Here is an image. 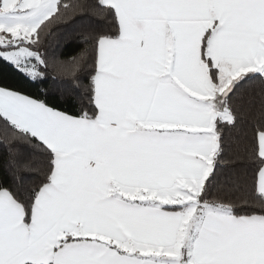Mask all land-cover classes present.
<instances>
[{
    "label": "snow or ice",
    "instance_id": "snow-or-ice-1",
    "mask_svg": "<svg viewBox=\"0 0 264 264\" xmlns=\"http://www.w3.org/2000/svg\"><path fill=\"white\" fill-rule=\"evenodd\" d=\"M14 3L0 46L21 47L0 55L22 78L43 81V66L85 91L58 89L72 112L0 84V264H264V103H238L253 86L264 99V0H102L115 34L84 37L91 62L90 48L71 61L44 50L63 10L99 15L86 0ZM241 116L254 128L222 158L219 125ZM238 162L254 165L243 215L206 198L217 166Z\"/></svg>",
    "mask_w": 264,
    "mask_h": 264
},
{
    "label": "trees",
    "instance_id": "trees-1",
    "mask_svg": "<svg viewBox=\"0 0 264 264\" xmlns=\"http://www.w3.org/2000/svg\"><path fill=\"white\" fill-rule=\"evenodd\" d=\"M66 3L67 0H61ZM87 4L92 6L93 10L99 15L91 13H78L71 14V9L63 10V15L69 16V19L56 20L51 24L49 34L45 37L46 47L45 52L47 57L52 60L58 61H71L76 57L82 49H92V55L89 61L94 58L95 42L92 39H85L86 35H114L115 16L111 9L107 8L102 3V0H86ZM49 22L46 21L45 24ZM43 27V25H42ZM35 50L34 45H28ZM21 47V45L10 44L0 46L1 50L12 49ZM37 63L35 57L29 58V65ZM64 67L71 68V64L64 65ZM41 71H47L43 81L37 82L35 80H28L24 77V73L18 72L14 64L3 56L0 55V84L7 87L23 92L26 95L32 96L37 99H43L46 103L52 104L54 107H59L64 111L77 112L79 105L76 103L64 104L59 100L60 88H73V81L67 77H58L52 75V69H45L40 66ZM254 74H248L243 80V85L252 83L251 78ZM84 85H89L90 77L82 76ZM77 94L84 92L85 89H75ZM55 92V97L50 96V93ZM90 94V93H89ZM240 111L242 113L255 112L260 110L264 99H262L261 90L259 87L253 86L245 88L244 95L239 99ZM219 127L224 129L222 134L223 147L225 152L222 158L231 154L235 148V142L241 141L245 133L254 128L251 119L247 116H241L236 121V126L227 124H220ZM29 155L36 158V163L44 166L46 165L48 153L38 141L33 140L29 146ZM5 149L0 145V169H5L4 158ZM254 165L247 162H238L232 166L221 168L217 166L213 176L209 178L207 185V199H217L220 203L237 207L235 209L237 214L243 215L242 206L239 201L243 200L246 196H250L249 176L252 172ZM34 178V174H33ZM0 184H4L2 175H0ZM4 186L10 187L15 190V186L9 181Z\"/></svg>",
    "mask_w": 264,
    "mask_h": 264
},
{
    "label": "rangeland",
    "instance_id": "rangeland-1",
    "mask_svg": "<svg viewBox=\"0 0 264 264\" xmlns=\"http://www.w3.org/2000/svg\"><path fill=\"white\" fill-rule=\"evenodd\" d=\"M15 7V3L14 0L12 1H7V4L4 8L0 9V12H7V15H0V21H5L7 23H15L14 17H16L17 15H20V13L17 12H12L9 11V9H12ZM17 48H12V49H7V51H15ZM4 50L0 49V52H3ZM3 56L5 59H7L8 61L12 62L14 64L13 61L9 60L5 55H1ZM29 58L30 57H21L22 62L29 64Z\"/></svg>",
    "mask_w": 264,
    "mask_h": 264
},
{
    "label": "crops",
    "instance_id": "crops-1",
    "mask_svg": "<svg viewBox=\"0 0 264 264\" xmlns=\"http://www.w3.org/2000/svg\"><path fill=\"white\" fill-rule=\"evenodd\" d=\"M7 1H12V0H7ZM15 211V210H13ZM245 255L247 256H255L256 255V249L255 248H250L246 250Z\"/></svg>",
    "mask_w": 264,
    "mask_h": 264
}]
</instances>
